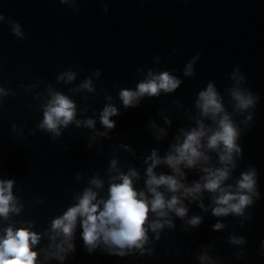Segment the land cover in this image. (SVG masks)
I'll return each instance as SVG.
<instances>
[{
    "label": "water",
    "instance_id": "95a60500",
    "mask_svg": "<svg viewBox=\"0 0 264 264\" xmlns=\"http://www.w3.org/2000/svg\"><path fill=\"white\" fill-rule=\"evenodd\" d=\"M0 15V180L13 181L20 208L0 219V230L11 224L40 233L35 249L41 264H264V0H0ZM13 21L19 36L11 31ZM161 72L178 79L177 88L122 104L121 89L135 90L150 73ZM86 80L89 88L82 87ZM209 83L237 128L241 149L232 153L223 185L234 189L240 174L254 169L258 195L252 203L239 215L216 216L215 193L202 189L194 198L180 197L185 215L169 211L159 218L160 229L147 231L144 250L125 249L124 256L109 254L102 244L89 252L78 218L73 249L62 261L45 259L51 220L85 188L105 197L110 178L133 169L134 187L149 195L145 169L151 160L145 158L153 150L161 158L153 172L174 175L162 160L172 145L197 121L209 133L216 127L196 104ZM233 89L250 93L253 105L236 108ZM53 92L74 102L73 120L58 126V134L39 126ZM106 105L117 110L111 128L100 121ZM201 143L208 159L180 165L184 175L177 178L185 186L203 183V167L223 166L219 146ZM194 216L195 225L189 223ZM154 219L149 212L148 221ZM217 222L222 227L214 229Z\"/></svg>",
    "mask_w": 264,
    "mask_h": 264
},
{
    "label": "clouds",
    "instance_id": "9594fccd",
    "mask_svg": "<svg viewBox=\"0 0 264 264\" xmlns=\"http://www.w3.org/2000/svg\"><path fill=\"white\" fill-rule=\"evenodd\" d=\"M63 3L64 0H61ZM0 20L3 16L0 15ZM11 31L20 35V26L13 21ZM192 71L191 64L185 68V73ZM68 80L73 78L72 73H65ZM179 80L167 72H161L149 77L136 85L135 90L121 89L119 97L124 106L133 105L136 100L144 95H156L159 91L169 92L177 88ZM82 87L89 88L86 80ZM235 101V107L244 110L253 105L254 97L250 93L233 89L231 92ZM201 114L208 116L216 123V127L209 130L201 121H197V127L184 132L183 139L172 145V151L166 154L162 160L171 169L174 175L155 174L153 167L161 162L153 150L146 160L151 163L145 169L146 179L144 190L134 187L133 178L137 172L129 169L127 173L117 171L116 176L110 178L111 182L107 188L105 197H97L92 188H85L76 199V202L68 207L60 216L54 217L50 222L48 233L50 251L45 256H53L57 260H63L64 254L73 249L71 243L72 233L79 218L81 238L86 249L91 252L98 244L106 247L109 254L124 256L125 249L129 251L134 247L143 251L142 245L147 241V231H157L162 227L159 218L168 216L169 211L177 216H184L186 208L180 197H195L201 190L215 193V207L212 214L216 216L233 213L239 215L246 205L252 203V197L258 195L256 192V174L254 169L242 172L236 181L235 188L232 185H223V181L229 176V167L232 166V153L239 154L241 149L236 144L238 131L230 116L223 109L220 97L211 83L198 93L196 101ZM116 108L106 105L100 114L101 123L111 128L113 121L109 119L116 113ZM74 117V102L67 96L53 92L43 111L40 127L54 134H58V126H66ZM79 123V121H77ZM86 124L92 126L93 121L87 120ZM202 138L206 149H221L218 153L222 167H203L205 175L201 178L203 183L193 182L191 186H185L177 176L184 174L180 165L192 167L201 159L208 157L201 151ZM114 167L115 161H112ZM90 183L99 188L101 181L93 178ZM13 181L11 179L0 180V219H7L9 213H18L20 208L16 197L12 193ZM165 188L172 193L165 198L164 193L159 190ZM179 191L180 196L176 193ZM154 214L157 219L148 221V213ZM147 222V228L145 224ZM170 220H163V224H169ZM189 223H199V217H192ZM219 229L222 225L217 222L212 226ZM59 238V239H58ZM40 240V233L31 229L30 226L20 225L13 227L11 224L0 230V264H41L37 260L35 246ZM235 242L239 243L240 240ZM203 259V257L201 258Z\"/></svg>",
    "mask_w": 264,
    "mask_h": 264
}]
</instances>
